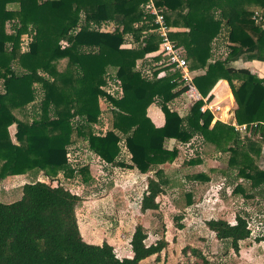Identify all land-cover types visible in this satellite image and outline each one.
Here are the masks:
<instances>
[{
    "label": "trees",
    "instance_id": "1",
    "mask_svg": "<svg viewBox=\"0 0 264 264\" xmlns=\"http://www.w3.org/2000/svg\"><path fill=\"white\" fill-rule=\"evenodd\" d=\"M145 1L0 0V77L5 81V91L0 93V180L34 170L50 178L61 172L75 175L68 150L77 133L109 163L116 161L125 136L132 163L121 166L137 168L142 173L155 168L157 175L160 165L179 155L178 147H166L167 139L185 144L195 137L201 144L214 141L231 152L229 165L238 169L239 176L251 181L253 188L264 186V168L258 163L264 143V78L231 64L241 56L264 60V29L252 19L255 9L264 11V0L157 2L170 24L182 23L187 28L173 32L172 37L185 46L191 68L204 70L195 76L200 92L206 96L217 80L229 81L238 104L237 122L250 126L245 135L233 124L220 120L212 124L213 113L201 111L203 101H189V112L184 116L170 110L167 102L183 94L185 88L179 87L176 73L158 77L166 65H157L154 77L136 68L137 61L157 50L160 43V37L151 31L152 16L144 14ZM13 2L19 4L18 11L8 8ZM81 12L86 16L82 25ZM17 15L21 21L14 27L16 34L7 33V20ZM109 21L116 22L118 28H98ZM223 29L231 31L232 49L226 59L212 60V40ZM27 32L33 34V40L29 51L22 53L19 38ZM127 34L132 35L135 46L123 47ZM62 40L67 44L62 45ZM15 59L29 72L16 75L11 67ZM66 59L65 68H61L59 65ZM109 66L117 70L118 77L113 79H118L124 94L121 98H117L118 93L100 89ZM40 68L52 78L41 76ZM36 82L43 93L42 112L32 121L19 119L16 110L35 101L39 92ZM101 93L114 105V126L105 135H96L92 123L98 121ZM157 96H163L165 101L161 108L166 122L161 127L147 112ZM76 117L80 121L75 125L72 119ZM84 122L89 123V132L83 129ZM13 124L17 125L16 141L9 130ZM250 150L257 154L256 159ZM162 181L148 177L143 211L159 208L157 197L164 192ZM22 191V196L13 202L0 198V264H141L160 255L166 247L164 240L147 244L148 233L139 224L131 240L133 255L120 258L109 242L95 244L83 238L76 213L79 194L43 180L25 183ZM207 225L219 239L230 241L235 250L252 234L248 220L240 214L235 223L212 218Z\"/></svg>",
    "mask_w": 264,
    "mask_h": 264
},
{
    "label": "rangeland",
    "instance_id": "2",
    "mask_svg": "<svg viewBox=\"0 0 264 264\" xmlns=\"http://www.w3.org/2000/svg\"><path fill=\"white\" fill-rule=\"evenodd\" d=\"M8 8L14 11L20 9L16 2L9 3ZM144 14L146 16L145 11ZM14 17L18 18L6 22L7 33L16 34L14 27L20 26V16ZM85 18L84 12H81L80 25L85 22ZM145 21L150 22L147 18ZM181 24L177 26L171 24L174 32L175 29L177 32L187 31ZM100 27L102 31L118 28L114 21L105 22L98 26L99 29ZM32 35L30 32L20 35L19 45L22 53L29 51ZM221 35H225L226 38L229 36L227 40L231 51L233 44L230 29L218 32L212 41ZM125 38V45L132 41L135 46L132 35L127 34ZM60 43L67 44L64 40ZM12 45L13 42L9 43L8 47ZM144 59L145 57L137 61L136 68L147 76L148 69L152 68L155 71L157 64L150 60L153 61L151 64L143 65L148 62ZM66 63L67 59L59 66L65 68ZM11 67L18 76L29 72L18 59L11 62ZM191 70L195 74L196 70L192 68ZM38 73L48 79L52 78L42 68ZM116 74L117 70L113 66L107 68L104 74L105 83L100 86L102 91L108 93L110 90H116L115 84L118 83L116 81L118 79H113L118 77ZM178 83L179 87H184ZM34 86L38 90L41 88L38 82ZM4 91L5 81L0 77V93ZM116 93L117 98L124 95L121 89ZM104 95L102 93L98 95V121L92 123L96 135H105L114 126V105ZM184 97L185 99L168 101L167 106L181 116L186 115L190 102L185 94ZM42 98L43 93L39 90L35 101L28 103L23 109L16 110L18 118L32 121L39 117L42 112ZM164 102L163 96H157L149 107L161 108ZM50 116L53 117V113L50 112ZM79 121V117L72 119L75 125ZM84 125L86 127L83 129L89 132V123L84 122ZM16 132V124L11 125L10 133L14 141ZM197 138L192 140V145L174 138L167 139L166 147L169 149L178 147L179 155L174 161L160 165L158 168L161 170L157 175L155 168L142 173L137 168L121 166L123 163H132L125 136L120 142L121 150L116 161L109 163L91 150L87 139L75 133L68 150V159L75 170V175L66 176L61 172L50 178L41 170L10 175L0 180V198L4 202L18 200L22 196L23 185L35 180H43L54 186L64 185L81 196L76 213L81 234L86 241L95 244L109 242L120 258L133 255L131 240L139 224H143L148 233L147 244L159 240L166 241V247L160 255H153L143 260L141 264H264V199L260 198L259 194L255 196L251 181L239 176L238 169L229 165L230 151H224L214 141H205L202 145ZM250 154L257 158L253 150H250ZM258 163L264 166L262 156L258 158ZM127 169L130 171H126ZM149 176L163 180L164 192L157 197L160 204L158 209L143 211L142 198L148 188ZM261 194L264 196V192ZM239 214L248 220L252 234L240 242L239 250H235L230 241L217 237L216 232L207 225V221L212 218H224L235 223Z\"/></svg>",
    "mask_w": 264,
    "mask_h": 264
},
{
    "label": "built area",
    "instance_id": "3",
    "mask_svg": "<svg viewBox=\"0 0 264 264\" xmlns=\"http://www.w3.org/2000/svg\"><path fill=\"white\" fill-rule=\"evenodd\" d=\"M159 0H146L142 7L146 14L152 16L153 28L152 32L156 33L160 37V43L157 50L147 54L146 58H152L154 64L166 65L162 68L158 74V77L165 76L169 73L178 74V80L183 84L185 91L184 94L187 96L188 100L191 102L203 101L201 106V111H211L213 115L221 111V107L217 103L210 101L208 95L204 96L198 89L195 83V74L190 68L189 60L187 58L186 49L177 40L172 37L174 32L173 26L168 22L167 16L165 14L164 8L158 5ZM253 21L260 25L264 29V11L262 9H255L253 16ZM155 57H159V60H155ZM147 76H153L152 68L148 69ZM116 90L109 91L111 93H116L119 91L120 84H115ZM255 123L253 125H257ZM235 129L241 134L245 135L249 133L248 123H233ZM191 145V143H189Z\"/></svg>",
    "mask_w": 264,
    "mask_h": 264
},
{
    "label": "crops",
    "instance_id": "4",
    "mask_svg": "<svg viewBox=\"0 0 264 264\" xmlns=\"http://www.w3.org/2000/svg\"><path fill=\"white\" fill-rule=\"evenodd\" d=\"M175 31H177V29H175ZM227 38H229V36H227ZM227 38L225 37V35H221V36H218L215 39V41H212V56H211L212 60L225 59L228 56V54L230 52V50H229L230 46H229V42H228ZM128 43H129V45H128ZM128 43H126L127 45L124 44L123 47H129V46L132 47L133 46L132 41L128 42ZM144 60H147L148 62L145 61L146 63H143V65L151 64L153 62V61H150L153 59L148 58V57L147 58L145 57ZM231 64L236 68L249 69L252 74H255L256 76H258L260 78H264V60H260V59L249 60V59L245 58L244 56H241L240 58L233 60L231 62ZM196 71H197V73H196ZM196 71H194L195 76L204 73V70H196ZM235 82L238 83V81H235ZM208 96L210 97L211 102L217 103L221 107V111L214 114L212 124H214L217 120H220V121H223L226 123H230V124L237 122L236 109L238 107V104H237V100L235 98V95L233 93V89H232V87H231V85L227 79L222 78V79L217 80L214 83V85L212 86V88L210 89ZM179 98H180V100H181V98L185 99L184 93L181 94L180 96L172 99V101L178 100ZM162 111L163 110H161V108H158V107H156V108L148 107V109H147L148 116L152 119V121L155 123L156 126H161L162 124L165 123V115ZM9 130H10V127H9ZM191 145H192V143H191ZM205 146H206V144H205ZM203 148H205V147L203 146ZM219 153H220V151H219ZM261 156L264 158V143L262 145V152H261L260 157ZM261 162L263 163V161H261ZM259 166L261 168H264V166L261 164ZM126 171H130V169H127ZM20 175H22V174H20ZM252 192L253 193L256 192L255 196L259 194L260 198L264 199V196H261V195H263L261 193L264 192V186L260 187V188H253ZM1 200H2V198H1ZM127 256H131V255H127Z\"/></svg>",
    "mask_w": 264,
    "mask_h": 264
}]
</instances>
